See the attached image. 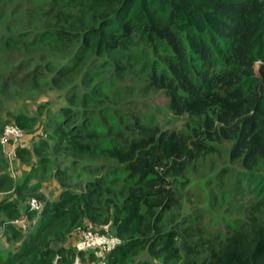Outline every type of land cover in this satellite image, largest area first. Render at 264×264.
Returning <instances> with one entry per match:
<instances>
[{
	"label": "trees",
	"instance_id": "16d2710c",
	"mask_svg": "<svg viewBox=\"0 0 264 264\" xmlns=\"http://www.w3.org/2000/svg\"><path fill=\"white\" fill-rule=\"evenodd\" d=\"M43 14L59 21L43 31L44 42L76 44L75 55L60 61L75 65L84 51L86 58L103 59L100 66L115 63L117 72L127 75L125 59L133 58L136 47L161 54L164 62L154 60L142 73L151 89L166 94L175 115L198 120L187 124V131L163 129L87 95L81 104L95 108L83 110L81 117L62 107L57 148L77 158L117 164L82 192L65 186L52 201L33 194L45 203L39 211L27 206L32 223L26 237L13 222L21 216L17 204H0L11 220L7 227L20 241L16 251H0V264H72L84 252L54 248V242L64 241L77 226L99 224L112 229L101 232L119 239L106 254L108 264H130L141 253L164 264H264V0H54ZM71 69L63 63L58 73L64 79L75 72ZM88 74L98 77L90 64ZM53 81L62 85L57 75ZM29 120L19 115L15 124L23 128ZM39 139L49 145L46 138ZM224 141L233 142L232 158L249 171L242 189L249 191L251 183L256 198L234 205L243 218L231 219L227 231L214 237L193 221L179 228L167 218L171 213L183 216L173 180L191 164L218 153ZM30 152V147L18 149V156ZM12 183L8 176L0 178L2 189ZM16 190L23 195L28 188L20 184ZM85 251L100 257L98 250Z\"/></svg>",
	"mask_w": 264,
	"mask_h": 264
},
{
	"label": "rangeland",
	"instance_id": "374dc122",
	"mask_svg": "<svg viewBox=\"0 0 264 264\" xmlns=\"http://www.w3.org/2000/svg\"><path fill=\"white\" fill-rule=\"evenodd\" d=\"M53 1L0 0V135L7 124H18L19 115L29 118L28 125L23 128L31 151L25 158L17 156L11 165L0 144V178L8 176L13 181L10 188H0V204L13 201L21 215L27 209L29 198L33 194L40 193L46 201H52L60 198L65 186L82 192L86 190L88 182L102 177L110 167L117 164L114 160L100 157L77 158L57 148L58 135L55 130L63 121L62 107L73 108L81 117L83 110H88L85 111L88 113L95 108L81 104L87 95L92 102L110 106L122 113L134 114L144 122L163 129L187 131V124L192 126L198 120L187 115H175L169 107L166 94L151 89L142 73L143 66L154 60H158L160 64L164 61L161 54L147 48L136 47L132 51L136 52L133 58L125 59L128 64L127 75L118 73L115 63L100 66L103 59L93 55H88L87 59L84 51L75 65V62H68V59L66 62L60 61L61 58L75 55L76 44L67 43L62 47L43 41V31L56 25V21L59 22L54 17L43 14ZM26 43L32 45L26 46ZM83 59L87 61L82 63ZM63 63L72 67L70 71L75 70L64 79L63 74L58 73ZM88 63L98 77L86 75ZM55 75L60 78L62 85L54 83ZM42 137L46 138L44 141L49 142V145L39 144V138ZM232 147L233 142L224 141L218 153L207 155L191 164L180 179L178 177L173 180L184 208L182 217L176 218L171 213L168 220L176 222L179 228H184L193 221L207 237H214L217 231H227L231 219L243 218V214L238 213L233 206L246 205L257 194L251 183H248L249 191L242 189L247 186L244 183L250 174L241 160L232 158ZM57 170L63 174L58 175ZM20 184H26L28 188L23 195L16 190ZM9 224L10 218L0 211L2 255L16 251L20 243L13 238L7 227ZM20 228L26 232L22 234L25 237L30 234L27 229ZM78 228L80 226L74 228L64 241L57 244L55 241L53 246L72 248L79 254L82 251L84 256H76L74 261L95 264L98 257L85 255ZM92 228L112 232L106 225L99 224ZM145 260L150 264H164L161 259L151 258L145 253L131 258L130 264ZM55 264L60 263L56 261Z\"/></svg>",
	"mask_w": 264,
	"mask_h": 264
},
{
	"label": "built area",
	"instance_id": "2783aa9c",
	"mask_svg": "<svg viewBox=\"0 0 264 264\" xmlns=\"http://www.w3.org/2000/svg\"><path fill=\"white\" fill-rule=\"evenodd\" d=\"M0 144L7 153L9 164H13V161L18 156V149L29 148L30 145L27 142V133L21 126L11 123L7 124L0 135ZM13 168V166H10ZM44 201L36 196H32L28 201V209L39 211L44 206ZM15 224L21 226L23 229H29L32 220L28 218L27 212L13 221ZM80 236L83 248L87 251L98 250L100 257L97 258L95 264H108L106 257L107 252L111 248L119 244V239L110 233H103L98 229L83 227L77 229ZM72 264H83L78 260H75Z\"/></svg>",
	"mask_w": 264,
	"mask_h": 264
},
{
	"label": "water",
	"instance_id": "95a60500",
	"mask_svg": "<svg viewBox=\"0 0 264 264\" xmlns=\"http://www.w3.org/2000/svg\"><path fill=\"white\" fill-rule=\"evenodd\" d=\"M260 66H261V64L258 63L257 67L255 68V69H257V70H256L257 74L259 73Z\"/></svg>",
	"mask_w": 264,
	"mask_h": 264
}]
</instances>
